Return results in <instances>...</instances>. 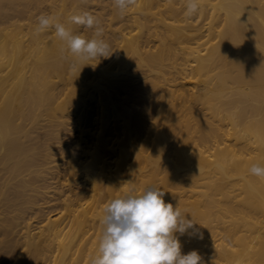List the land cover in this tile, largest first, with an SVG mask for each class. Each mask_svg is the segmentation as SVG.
I'll return each mask as SVG.
<instances>
[{"label": "bare ground", "instance_id": "6f19581e", "mask_svg": "<svg viewBox=\"0 0 264 264\" xmlns=\"http://www.w3.org/2000/svg\"><path fill=\"white\" fill-rule=\"evenodd\" d=\"M137 1V11L132 13L121 16L116 7L110 10L121 16L115 17L118 21L104 18L103 12L96 15L112 55L100 61L75 63L54 29L35 33L37 18L42 14L54 16L74 34L90 38L92 29L80 33L69 18L87 11L98 0H0V226L5 217L18 219L13 227L17 243L7 245L9 249L0 264H91L97 254L100 220L107 202L132 189L139 193L149 187L163 190L165 202L179 206L187 218L197 223L200 234L207 218L211 223L230 217L226 220L227 224L231 221L229 226L223 225L218 233L237 241L231 247L236 244L242 249L213 245L212 239L209 248L215 254L214 260L244 264L242 258L252 252V261L255 257L264 261V178L249 172L252 164L264 165V0H199L198 13L190 18L181 13L182 19H178L182 8L178 12L174 0H158L165 5L166 17H156L162 12L157 0ZM155 7L159 13L153 11ZM201 17L208 22L201 25ZM198 19L200 27L194 26ZM150 21L158 22L163 30L155 39L153 52L140 39L142 28ZM113 22L121 23L114 27ZM174 39L178 42L173 45ZM126 48L133 57H126ZM177 53L183 56L182 65L174 66L176 70H170V76L163 75L164 60ZM136 67H141L139 75L134 74ZM189 75H197L199 84L188 87L185 79ZM38 80L46 82L43 90ZM150 87L160 94L156 105L159 108L155 110L141 107L151 95L147 93ZM79 91L88 94L98 108V117L94 118L97 130H81L88 136V142L80 147L83 155L71 153L62 170L56 161L64 156L61 151L53 152L58 145L46 144L39 155L44 158L45 168L35 173L31 167L37 140L17 121L23 115L19 98L33 95L44 103L47 95L56 103L54 109L62 112L70 102L81 101ZM159 124L161 127L156 129ZM150 128L157 135L159 149V155L153 158L144 155ZM174 132L178 135L168 141L171 152L167 154L163 147ZM138 135L145 138L140 140ZM58 144L64 145V140L59 139ZM141 159L151 165L145 180L138 178ZM31 171L36 178L43 177L47 186L27 182L25 177ZM61 173L67 185L80 179V183L87 184L86 190L79 186L84 191L78 189L67 195L75 188L72 182V188L62 198L65 214L41 220V229L33 232L29 221L32 216L20 215L19 203L6 202L19 195L24 199L19 188L27 183L37 195L59 188ZM202 186H206L205 191L197 189ZM236 190L244 194L238 206L235 202L239 193H232ZM184 192L189 195L181 194ZM22 201L25 203V199ZM28 205L24 207L28 212L41 209ZM214 206L219 209L213 213L210 207ZM261 217L262 224H252L259 235L248 234L245 225ZM177 235L182 253L197 250L203 264H217L206 261L199 236ZM20 245L25 246L27 254L17 251ZM253 252L255 257L251 256Z\"/></svg>", "mask_w": 264, "mask_h": 264}, {"label": "rangeland", "instance_id": "374dc122", "mask_svg": "<svg viewBox=\"0 0 264 264\" xmlns=\"http://www.w3.org/2000/svg\"><path fill=\"white\" fill-rule=\"evenodd\" d=\"M175 1H176V3L173 4V5L174 6L176 5L175 7L177 8L178 12L182 8L180 10V14L178 12H177V14H179L180 16L184 15L185 12L182 11V10H184L183 7L185 8V4H183V2L185 0H182V3L179 2L181 0H174V2ZM157 2H158L157 5L159 4L157 6V8L158 9L161 8V11L162 12H160V11H159L160 13L159 12H156L157 8L155 7L153 9V11L156 12V13H159V15L157 14L156 17H163L164 15H167L168 16V13L166 11H164L165 10V5H162L164 3H161L160 2L161 5H162L161 6L158 0H157ZM104 3L107 4L105 6V8L103 9L105 12L101 9V6L104 5ZM138 4H139V2L137 1L136 5H138ZM180 4H182V6ZM92 6L93 7L87 9V12H90V13H92L95 16L98 15L99 13H102L103 12L102 16L104 18H107V19L108 18L109 19L112 18V19L118 21V18L121 17V16H116V13L115 12H110V10L113 7H115L114 6V0H101V2L98 0V2H96V3L94 2ZM134 8L135 7H133L132 9H130L126 14L132 13L134 11H137ZM116 10H118V9L116 8ZM181 13H182V15H181ZM179 15L177 17H180ZM115 17H118V18L115 19ZM164 17H166V16H164ZM182 18H183V16L181 18H178V19H182ZM200 21L202 23L201 25H203L204 23L208 22L207 20L205 22L204 18H202V17L200 18ZM200 21H199V19L197 21H195V22H197L196 24H198V25L194 24V26L200 27V25H199L200 24L199 23ZM103 22L106 23L108 21L107 20H104ZM121 22H123V21H121ZM113 23L115 24V25L113 24L114 27L115 26H118L120 24V23L119 24H116L115 22H113ZM158 24H159L158 22L156 23L155 21H150L149 23L145 24V27L144 28H142L143 29V37H141L140 39L142 41H144V44L143 45H145V47L147 49H150L149 51H151V52H153L155 50V45L157 44L155 41L159 37L158 34H161L162 31H163L162 28H160ZM194 26L192 25V27H194ZM77 29H80V31H81L80 33L84 32L85 30H88V29H86V28H84L82 26H79V25H77ZM105 34L106 33L103 34V38H104ZM148 37H149L150 40H148ZM167 37L170 38V36H168V35H167ZM166 40H168V39H166ZM170 40H171V38H170ZM184 41H186V38L184 39ZM177 42H178L177 39H176V41L174 39V40H172L171 43H173V45H174V43L177 44ZM124 54L126 55L127 58L128 57H133V53H132V51L129 48H126L125 49ZM183 61L184 60H183V56L181 55V53H177V55H170V56H168L167 59L164 60V69H165V71L163 72V75L170 76L171 74L168 73V72L170 70H172V73H174L175 70H176L174 66H176L178 64H180V65H178V67L181 66L182 63H183ZM140 73H141V67H136V72L134 74L135 75H139ZM50 79L56 80L58 78L57 77H50ZM185 81H186V83H188V87L191 88L193 86V84H196V83L199 84L200 79H199V77L197 75H189L185 79ZM37 82L40 84L39 87L43 90L44 87H45V85H46V82L45 81H41V80H38ZM78 93H80V95H81V101L79 103H76L75 101L70 102L68 104L67 108L64 109L62 112L61 111H58L57 109H54L56 103L50 101L47 98V95L45 97L44 103L39 98H37V97H35L33 95H31V96H22V98H19V105L21 106V109L23 111V115L21 117H19L17 119V121L21 123V125L23 126V129L24 130L28 131V134H29V136L31 138H34V139L37 140V143H35L33 145V146H35L33 148L34 149L33 151L35 152V157L33 158V163L34 164H32V167H31V170H35V173H38V171L40 173L41 169L45 168V166L43 167L44 163L42 164V162H44V158H43V156H39V155H42L44 153L43 152L45 150L44 148L45 147L47 148V145H48L49 142L50 143L55 142L58 145L59 148L61 147L60 149L59 148H56V150H54L53 152H59V151L62 152L61 154H63V156H64L63 158L64 159L62 158L61 161L60 160L56 161V164L59 163L58 167L59 168L61 167L60 170H62V169L65 168L66 161L69 159L71 153H73L76 157H80V156L83 155V154H81L80 147L81 146H84L88 142V136H87V133L81 132V130L82 129L83 130H89V129H91V130H94V131L97 130L95 128V126H94V118L95 117H98V108L93 105L94 104V100L91 99L89 97V95L86 94V93H84V92H80L79 91ZM147 93H149L151 95L149 97H147L146 100H144V103H143V105L141 107H149V108H152L154 110L155 109H158L159 106H156V105H157L158 99L160 98V96H159L160 94L157 91L151 89V87L147 91ZM160 127H161V124L156 125V129H159ZM144 129L146 130V128H144ZM175 135H178V132H174L173 134H170V136L167 138L168 140H167L166 146L163 147V150L166 151L167 154H170V152H171V149H170V147L168 145V141L174 139ZM146 137H147V142L145 144L146 150L144 152V155H146L149 158H153L156 155H159V151H158L159 149L156 147V139H157L156 133H154L152 131V129L150 128L149 133H147V136ZM137 138L141 140V139H144L145 137H143L141 135H138ZM59 139H63L65 144L62 145V146H59V144H58L59 143ZM38 151L40 152V154H39ZM41 152H42V154H41ZM64 152H65V154H64ZM36 156H38V157H36ZM170 158H172V157H170ZM130 160H129V162H130ZM160 163L163 164V161H160ZM34 166H35V168H34ZM37 169H38V171H36ZM53 170H56V169H53ZM150 171H151V165L149 164V161L148 160H145V159H141V163L138 166V178H143L142 180H145L146 179L145 177L149 175V172ZM33 172L31 171V174H29L28 176L26 175V177L24 176L27 180H29L27 182H34L35 185H37V183H38L42 187H43V185L44 186H47V183L43 179V177H37L36 178V176H35L36 174L33 173ZM60 175H62V176H61V178L58 179L59 182L57 181L58 182L57 183V187H59V188H54V189L51 188V189H49V192L51 190H52V192H50V193L48 192L47 194H40L39 193L37 195V192L30 191L29 188L31 187V185H30L31 183H27L23 187H20L19 188V194L23 195L22 197H24L25 203H24V201H22L24 199L23 198L22 199L20 198L21 197L20 195H19L18 198L17 197L14 198V200L11 199L12 201H14L13 203L9 202L11 200H8L7 201L8 203L6 202V205H9V204L12 205L15 202L16 203L14 205H17L19 203V206L22 207V210H21L22 212L20 213V215L21 214L25 215V213H26L25 217H27V216L29 217L30 215L32 216V219H30L29 221H30L31 230L33 232H39V230L41 229L40 228L41 227V224H43V223H41V220H43V222H44V220H46L48 218H50V219L53 218L54 219V218L58 217V215H59L58 213H60V212L61 213H64L65 210L63 209V206H62L64 201L62 200V198L68 193L67 190H69V188L71 186L72 187H75V188H72V187H71L72 189L70 188L72 190V192L71 193L69 192L67 194V195L70 194L69 196H71L72 193L77 192L78 189H79V186L81 188H84L86 190L87 184L86 183H83V184L80 183L81 182L80 179H76L75 180L76 182L73 180L72 181L73 184L71 182L72 185L70 183H68L69 185H71V186H69V185H67V182L65 181V179L63 177L64 176L63 173H61ZM161 175L162 174H159L158 176H161ZM38 178H39V180H38ZM30 180H34V181H30ZM35 180H37V181H35ZM54 180H56V179H54ZM60 180L62 181V184H60L61 183ZM34 184L32 186H34ZM39 185H37V186H39ZM81 185H83V186H81ZM76 187H77V190H75ZM205 187L206 186H202V187L197 188V189L204 190ZM5 189H7V188H5ZM26 189L28 191H30L31 193L30 192L27 193V190ZM73 189L75 191H73ZM227 189L230 190L231 187L228 186ZM20 190H21V192H20ZM174 190H176V189H174ZM22 191L24 192L23 194H22ZM80 191H84V190L81 189ZM140 191H142V189H140L138 192H140ZM29 193L32 194V195H28ZM33 193L36 194V195H33ZM230 193H231V191H230ZM232 193H235V194L236 193L237 194L239 193V196L237 195V197H236V201H238V202H235V206H238V204L240 202L239 200H241V197L244 194L241 193V192H238L237 190L236 191H233ZM181 194H185V195L187 194V195H189L187 192L186 193L184 192V193H181ZM33 196H34V198H33ZM55 197H56V199L53 200ZM28 199H29L30 202L28 201ZM183 199H185V197H183ZM48 200H50V202ZM51 201H52V203H51ZM1 203H5V202H2L1 201ZM28 203H30L32 205H36V207L39 206L42 210L41 209L40 210H32L33 212L29 210L31 212L30 213V212L27 211L26 208H24V207H27ZM37 203H38V205H37ZM43 203H44V205H43ZM236 203H238V204H236ZM6 205H4V206H6ZM23 205H24V207H23ZM212 208L214 210L211 209V207H210V210L213 213H214V211H216V209H219L217 206H214ZM238 209H240V208H238ZM35 215H37L38 217H34ZM216 216H217V213H216V215L214 217L216 218ZM229 218L228 217H225L224 218L225 220L223 222H221L220 220L219 221L218 220L217 221L212 220L211 223L210 222L208 223V221H209L208 218L206 219L207 220V224L208 225L210 224L209 225L210 227L205 222L203 231H201V234H203L204 236L202 235L203 236L202 238L199 236V240L201 239L200 241L202 242L201 245L202 246L204 245L203 247H201V249L203 248V250H204L203 252H204V256H205L206 261L214 260V258H215V256H214L215 254L213 253V251H210L209 242H212L214 240L213 241V243H214L213 245H216V244H220L221 243V244L226 245L228 247H231V244L232 243L237 242L236 240L232 242V240H230V238H228V236H226L223 233L219 235V233H221L220 232L221 227L223 225L224 226L226 225L225 227H227V225L229 226V223H231V221H229L228 224L226 223L227 222L226 220H229ZM260 219H262V217L261 218H258V219H252V220H250L249 223H251V225L253 223L260 225V224H262V222H261ZM16 220H18V219H13L10 216H8V217H5L3 219V221H2V223H1V226H0V239H3V242H0V261L2 259H4L5 255H6V252L8 251L9 247L10 246H14L17 243V239L18 238L15 237V235H14V229L15 228H13L14 227V224H15L14 221H16ZM37 221H40V222L37 223ZM224 222H225V224H223ZM217 223H218V225H217ZM248 224H246L245 227H244L245 229H249L247 231V233L248 234L250 233L253 236L259 235V230H257V228H254V225H252L253 226L252 227V226H250V224L249 225ZM38 226H40V227H38ZM205 226H206V228H205ZM207 227H209V230H208ZM215 227H217V228H215ZM210 230L212 231V233H211ZM206 233H207V235H206ZM239 233L240 234H243L244 232L243 231H240ZM203 238H205L206 240L203 239ZM206 241L208 242V244H207ZM205 242H206V244H205ZM7 245H9V247H7ZM207 245H208V247H207ZM233 245H232V247L235 248L236 244H233ZM204 247H205V249H204ZM237 249H242V247L241 248L240 247H237ZM17 251H20V252H24L25 253L26 252L25 246H21L20 245L19 248L17 249ZM205 251H208V252L206 253ZM209 251H210V253H209ZM251 253L252 252H249L248 253V255L246 257L247 259L246 258H242V259H244V264H248L247 262H249L250 264H256V261H259L260 260L259 258L257 260V258L255 257L256 255L253 252V254L251 255V256L255 257V258L252 257L253 258V261H255L254 259H256V261L253 263L252 259L250 258V255H249ZM25 254H27V253H25ZM246 254H245V256H246ZM214 262H216L217 264H219L221 261H219V260L216 259V260H214ZM223 264H225V263L223 262ZM257 264H264V261L260 260L259 263L257 262Z\"/></svg>", "mask_w": 264, "mask_h": 264}, {"label": "clouds", "instance_id": "9594fccd", "mask_svg": "<svg viewBox=\"0 0 264 264\" xmlns=\"http://www.w3.org/2000/svg\"><path fill=\"white\" fill-rule=\"evenodd\" d=\"M137 0H114L121 16L136 6ZM185 16L192 17L200 9L199 0H185ZM35 27L37 35L54 29L55 36L66 44L75 63L101 60L112 55L103 38L104 29L98 17L83 11L69 18L71 24L92 29L89 38L74 34L56 17L40 15ZM63 51V50H62ZM251 175L264 178V165L252 164ZM165 192L149 187L139 193L135 189L107 202L100 220L102 226L97 254L91 264H203L197 250L182 253L179 236H200L199 229L179 206L164 200ZM191 230V231H190Z\"/></svg>", "mask_w": 264, "mask_h": 264}]
</instances>
